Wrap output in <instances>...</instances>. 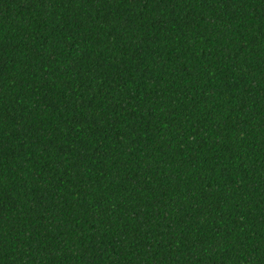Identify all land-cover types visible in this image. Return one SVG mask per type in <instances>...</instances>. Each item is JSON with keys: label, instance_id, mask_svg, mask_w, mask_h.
<instances>
[{"label": "trees", "instance_id": "trees-1", "mask_svg": "<svg viewBox=\"0 0 264 264\" xmlns=\"http://www.w3.org/2000/svg\"><path fill=\"white\" fill-rule=\"evenodd\" d=\"M0 264H264V0H0Z\"/></svg>", "mask_w": 264, "mask_h": 264}]
</instances>
